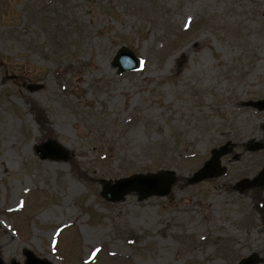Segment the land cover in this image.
I'll list each match as a JSON object with an SVG mask.
<instances>
[{
  "label": "rangeland",
  "instance_id": "obj_1",
  "mask_svg": "<svg viewBox=\"0 0 264 264\" xmlns=\"http://www.w3.org/2000/svg\"><path fill=\"white\" fill-rule=\"evenodd\" d=\"M122 47L136 72L112 65ZM260 100L264 0H0V264H264ZM32 103L66 162L38 160ZM227 142L225 174L188 185ZM159 171L167 198L100 195Z\"/></svg>",
  "mask_w": 264,
  "mask_h": 264
},
{
  "label": "water",
  "instance_id": "obj_2",
  "mask_svg": "<svg viewBox=\"0 0 264 264\" xmlns=\"http://www.w3.org/2000/svg\"><path fill=\"white\" fill-rule=\"evenodd\" d=\"M113 66L118 68V73L134 71L138 68V60L128 49L122 48L118 51L113 59ZM42 88L38 85H28L29 91L39 90ZM253 107L259 111H264V101L252 104ZM229 143L218 150L213 151L212 158L207 161L202 169L194 174L189 183H196L202 179L220 176L224 173V169L220 168V158L226 155L230 149ZM260 147L255 146L253 151L258 150ZM37 155L41 160L54 159L65 160L67 157L54 141H48L37 149ZM264 180V171L257 179ZM174 183V175L170 172H160L154 175H135L129 178L115 181L114 184L106 183L102 190V196L105 200L115 203L122 201L128 193L136 192L139 194V199L144 200L151 196L164 197L169 192ZM259 259L256 256H251L241 262V264H257ZM25 264H48L46 261L38 260L30 253H26Z\"/></svg>",
  "mask_w": 264,
  "mask_h": 264
},
{
  "label": "trees",
  "instance_id": "obj_3",
  "mask_svg": "<svg viewBox=\"0 0 264 264\" xmlns=\"http://www.w3.org/2000/svg\"><path fill=\"white\" fill-rule=\"evenodd\" d=\"M30 112L38 123L40 130L44 132V137H51L52 130L46 126L47 120L43 111L35 104L31 105ZM72 166L77 169L76 163L73 161Z\"/></svg>",
  "mask_w": 264,
  "mask_h": 264
}]
</instances>
